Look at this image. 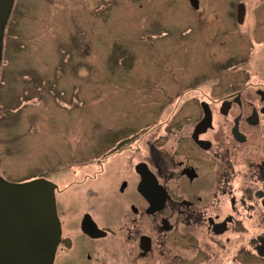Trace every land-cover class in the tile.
<instances>
[{
	"label": "rangeland",
	"instance_id": "1",
	"mask_svg": "<svg viewBox=\"0 0 264 264\" xmlns=\"http://www.w3.org/2000/svg\"><path fill=\"white\" fill-rule=\"evenodd\" d=\"M237 1L246 6L244 25L234 22ZM199 6L193 12L188 0H16L0 64V177L23 183L45 171L55 184L87 183L106 119L112 127L115 118L137 113L144 128L172 114L168 101L221 99L231 85L264 86V0ZM91 146L97 152L87 155ZM117 236L105 242V263L142 264L125 235ZM176 245L193 256L194 244Z\"/></svg>",
	"mask_w": 264,
	"mask_h": 264
},
{
	"label": "flooded vegetation",
	"instance_id": "2",
	"mask_svg": "<svg viewBox=\"0 0 264 264\" xmlns=\"http://www.w3.org/2000/svg\"><path fill=\"white\" fill-rule=\"evenodd\" d=\"M196 2L188 0L193 12ZM234 10V22L244 25L245 4L237 1ZM229 91L221 99L168 101L163 108L172 114L144 128L137 113L115 118L112 127L106 119L87 183L55 184L44 171L40 179L55 186L60 225L53 264H106L105 242L116 234L142 264L264 262V86ZM52 165L54 173L59 161ZM178 241L194 244L193 256Z\"/></svg>",
	"mask_w": 264,
	"mask_h": 264
},
{
	"label": "water",
	"instance_id": "3",
	"mask_svg": "<svg viewBox=\"0 0 264 264\" xmlns=\"http://www.w3.org/2000/svg\"><path fill=\"white\" fill-rule=\"evenodd\" d=\"M191 3L197 7L196 0ZM12 4L0 0V64ZM54 189L45 179L11 183L0 177V264H53L60 240Z\"/></svg>",
	"mask_w": 264,
	"mask_h": 264
}]
</instances>
